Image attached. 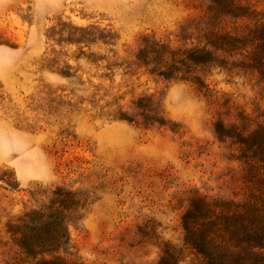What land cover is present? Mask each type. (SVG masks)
Here are the masks:
<instances>
[{
  "label": "rangeland",
  "instance_id": "rangeland-1",
  "mask_svg": "<svg viewBox=\"0 0 264 264\" xmlns=\"http://www.w3.org/2000/svg\"><path fill=\"white\" fill-rule=\"evenodd\" d=\"M258 187L264 0H0V264L48 215L66 264H205L190 205Z\"/></svg>",
  "mask_w": 264,
  "mask_h": 264
},
{
  "label": "trees",
  "instance_id": "trees-1",
  "mask_svg": "<svg viewBox=\"0 0 264 264\" xmlns=\"http://www.w3.org/2000/svg\"><path fill=\"white\" fill-rule=\"evenodd\" d=\"M183 222L186 242L205 264H264L263 188L252 190L242 203L199 198L190 205ZM27 228L20 240L26 253L42 256L37 263L66 264L56 256L69 240L62 217L48 215L40 226ZM160 264H165V258Z\"/></svg>",
  "mask_w": 264,
  "mask_h": 264
}]
</instances>
